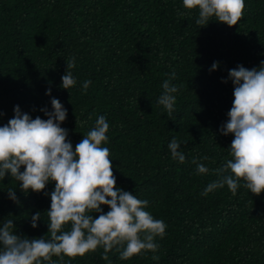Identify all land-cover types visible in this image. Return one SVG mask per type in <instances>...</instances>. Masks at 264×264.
Masks as SVG:
<instances>
[{
	"label": "trees",
	"instance_id": "obj_1",
	"mask_svg": "<svg viewBox=\"0 0 264 264\" xmlns=\"http://www.w3.org/2000/svg\"><path fill=\"white\" fill-rule=\"evenodd\" d=\"M198 16L183 0H0V126L17 105L46 120L41 109L52 111L56 98L67 110L61 127L75 149L105 116L102 147L109 148L117 187L147 200L145 211L167 225L164 237L155 238V253L121 260L122 248H114L105 261L98 248L83 257L53 256L57 264H264V193L251 194L240 181L235 195L227 185L201 195L220 179L215 170L232 159L234 135L220 131L234 100L229 70L264 61V0H245L233 27L215 18L202 27ZM71 57L76 84L66 90L62 76ZM173 71L179 90L169 117L157 100ZM86 80L92 83L85 92ZM173 139L181 143L184 163L171 156ZM194 157L208 173L196 172ZM54 188L49 182L43 192L25 193L8 173L0 180V225L11 218L13 234L47 238Z\"/></svg>",
	"mask_w": 264,
	"mask_h": 264
},
{
	"label": "clouds",
	"instance_id": "obj_2",
	"mask_svg": "<svg viewBox=\"0 0 264 264\" xmlns=\"http://www.w3.org/2000/svg\"><path fill=\"white\" fill-rule=\"evenodd\" d=\"M187 10L199 11L196 24L202 27L216 21L236 26L242 18L245 0H183ZM184 15L178 12V16ZM67 72L62 76L63 89L76 84L72 69L75 57L66 60ZM219 68L218 63L212 70ZM176 78L173 71L162 84L163 92L157 103L169 117L175 111L178 87L171 83ZM234 84V100L228 112V121L221 127L222 135H234L230 147L232 159L217 168L220 179L211 182L201 193L207 196L227 185L233 195L241 186L256 196L264 193V61L259 68L247 69L243 65L229 70ZM227 83V81H223ZM92 82H83L85 92ZM47 95L51 96L49 89ZM52 111L42 108L47 119H33L17 105L14 117L0 126V180L8 173L20 183L21 191L40 193L49 182H54L50 193L51 206L46 212L49 233L47 238L29 239L13 234V219L0 225V264H57L53 256L75 258L103 248L102 259L108 253L121 249L120 259L129 260L145 252H157L155 238H163L167 225L145 209L147 200L138 199L129 191L117 187L110 151L102 144L108 141L109 123L105 116L97 118L95 127L73 149L68 130L61 127L66 121L67 110L61 102L51 99ZM3 113H0L2 116ZM174 160L184 163L186 156L176 139L168 145ZM208 159V157H203ZM198 174L209 169L199 158L191 161ZM24 171H21V168ZM231 173L225 175V173ZM8 195L19 202L15 189L9 187ZM110 211L104 213L103 207ZM98 213V216H94ZM41 213L31 217V226L38 227ZM70 225L69 230L65 226ZM152 259L159 260L153 255Z\"/></svg>",
	"mask_w": 264,
	"mask_h": 264
}]
</instances>
